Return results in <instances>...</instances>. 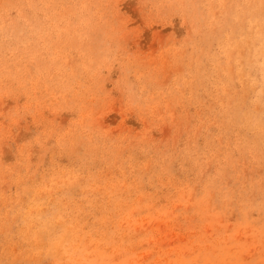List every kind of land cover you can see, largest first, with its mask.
<instances>
[{
  "label": "rangeland",
  "instance_id": "obj_1",
  "mask_svg": "<svg viewBox=\"0 0 264 264\" xmlns=\"http://www.w3.org/2000/svg\"><path fill=\"white\" fill-rule=\"evenodd\" d=\"M0 264H264V0H0Z\"/></svg>",
  "mask_w": 264,
  "mask_h": 264
}]
</instances>
